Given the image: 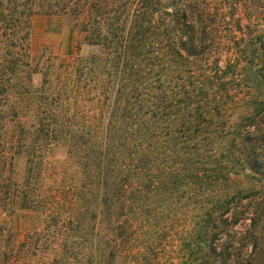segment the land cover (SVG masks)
I'll use <instances>...</instances> for the list:
<instances>
[{"label": "trees", "instance_id": "trees-1", "mask_svg": "<svg viewBox=\"0 0 264 264\" xmlns=\"http://www.w3.org/2000/svg\"><path fill=\"white\" fill-rule=\"evenodd\" d=\"M0 210V264H264V0H0Z\"/></svg>", "mask_w": 264, "mask_h": 264}, {"label": "rangeland", "instance_id": "rangeland-1", "mask_svg": "<svg viewBox=\"0 0 264 264\" xmlns=\"http://www.w3.org/2000/svg\"><path fill=\"white\" fill-rule=\"evenodd\" d=\"M74 35L71 24L62 19L36 16L32 23V47L36 55L46 54L68 56L74 46ZM84 55L92 52L90 48H84ZM41 76H34V83L38 84ZM58 157L63 159L61 153ZM6 214L0 210V224L6 222Z\"/></svg>", "mask_w": 264, "mask_h": 264}]
</instances>
